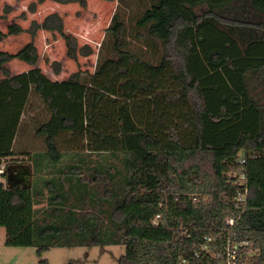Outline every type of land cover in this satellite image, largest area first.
I'll list each match as a JSON object with an SVG mask.
<instances>
[{
  "label": "trees",
  "instance_id": "obj_1",
  "mask_svg": "<svg viewBox=\"0 0 264 264\" xmlns=\"http://www.w3.org/2000/svg\"><path fill=\"white\" fill-rule=\"evenodd\" d=\"M152 1L135 26L149 48L161 46L156 63L130 48L118 11L106 32L113 56L87 79L81 72L50 79L37 66L33 41L16 54L0 50V165L15 155L35 95L50 113L36 132L48 167L58 165L60 145L70 140L123 160L126 172L118 182L116 171L96 170L88 180L80 167L63 169L44 182L47 215L39 219L42 191L11 187L15 166H5V244L37 247L40 255L120 245V264H222L228 243H248L238 264H264V0ZM40 29L61 34L70 58L94 54L64 32L57 13L29 32ZM24 31L13 23L0 39ZM16 59L34 68L13 74L7 65Z\"/></svg>",
  "mask_w": 264,
  "mask_h": 264
},
{
  "label": "rangeland",
  "instance_id": "obj_2",
  "mask_svg": "<svg viewBox=\"0 0 264 264\" xmlns=\"http://www.w3.org/2000/svg\"><path fill=\"white\" fill-rule=\"evenodd\" d=\"M82 3L62 4L53 0H0V32L6 34L8 26L16 23L25 31L19 35H7L0 39V50L16 54L25 45L34 42L40 60L39 68L53 81L68 79L72 74L81 72L84 79L89 78L103 59L112 57L111 39L107 35L112 17L118 11L128 30L127 38L130 48L138 52L147 60L158 62L162 55L161 46L158 44L151 49L139 39L140 30L136 28L137 19L152 4V0H116L104 2L102 0H85ZM35 5V11L31 7ZM54 13L59 14L64 21V32L77 38L79 48L90 46L94 51L91 56H77L73 59L67 56V46L61 34L46 30H38L32 35V23H43L46 17ZM143 34H146L142 32ZM13 74L33 69V66L24 65L19 60H13L7 65ZM59 70V72H56ZM4 76L0 73V80ZM50 113L43 105L40 98L33 96L30 107L23 118V125L14 146L15 155L5 160L6 168L17 165H29L32 168V189L37 195L39 205L36 206L39 219L46 217L47 198L49 192L44 182L58 175L63 169L80 167L82 177L90 180L96 170L116 171L117 181H121L126 172L123 160L110 153L87 152L82 144L70 143L63 140L60 150L62 160L56 166L48 167L46 146L43 139L36 136L38 128L48 121ZM72 144V145H71ZM76 145V146H74ZM0 171L3 172L1 169ZM0 172V182L7 184V177ZM97 188L102 193L101 187ZM93 212V210H92ZM97 215L96 212H93ZM6 231L0 227V264H120V258L125 248L120 245L101 246L97 244L80 245L73 247H53L38 253L37 247H9L5 244ZM253 252H249L252 254Z\"/></svg>",
  "mask_w": 264,
  "mask_h": 264
},
{
  "label": "built area",
  "instance_id": "obj_3",
  "mask_svg": "<svg viewBox=\"0 0 264 264\" xmlns=\"http://www.w3.org/2000/svg\"><path fill=\"white\" fill-rule=\"evenodd\" d=\"M3 170V172L5 171V166L2 164L0 165V170ZM2 172V171H0ZM2 172V173H3ZM240 200L243 201L244 200V196H240ZM160 218V216L156 217V221ZM230 225L234 224V220H229L228 222ZM248 243H242V244H237V243H228L227 247H226V252L225 254H220L218 256V258L222 261V264H238L239 262V250L242 246L247 245ZM206 249V247L204 248ZM247 256H249V253H246ZM182 264H186V261H183Z\"/></svg>",
  "mask_w": 264,
  "mask_h": 264
},
{
  "label": "water",
  "instance_id": "obj_4",
  "mask_svg": "<svg viewBox=\"0 0 264 264\" xmlns=\"http://www.w3.org/2000/svg\"><path fill=\"white\" fill-rule=\"evenodd\" d=\"M18 171V173H21L24 177L25 183L21 186L24 189H30L32 187V168L29 165H19L12 168V170ZM13 177L12 175L8 176L9 185L12 187L14 184H17L16 182H12Z\"/></svg>",
  "mask_w": 264,
  "mask_h": 264
},
{
  "label": "flooded vegetation",
  "instance_id": "obj_5",
  "mask_svg": "<svg viewBox=\"0 0 264 264\" xmlns=\"http://www.w3.org/2000/svg\"><path fill=\"white\" fill-rule=\"evenodd\" d=\"M9 170H10L9 175H12V177H13V180H12L13 183L16 181H17V184H19V185H22L25 183L24 177L21 173H18V171L14 170V169L12 170V168Z\"/></svg>",
  "mask_w": 264,
  "mask_h": 264
},
{
  "label": "crops",
  "instance_id": "obj_6",
  "mask_svg": "<svg viewBox=\"0 0 264 264\" xmlns=\"http://www.w3.org/2000/svg\"><path fill=\"white\" fill-rule=\"evenodd\" d=\"M19 62H20V60H19ZM22 62V61H21ZM24 65H27V66H31V65H29V64H27V63H25V62H22ZM31 70V69H30ZM29 70L27 69V70H25L24 72H28ZM24 72H21V73H24ZM18 74H20V73H18ZM5 237H6V234H5Z\"/></svg>",
  "mask_w": 264,
  "mask_h": 264
}]
</instances>
